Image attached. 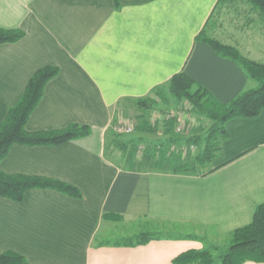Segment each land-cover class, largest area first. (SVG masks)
Listing matches in <instances>:
<instances>
[{
	"label": "crops",
	"instance_id": "crops-1",
	"mask_svg": "<svg viewBox=\"0 0 264 264\" xmlns=\"http://www.w3.org/2000/svg\"><path fill=\"white\" fill-rule=\"evenodd\" d=\"M218 1L119 0L116 8L113 0H0V28L23 32L17 42L0 44V123L32 76L52 67L57 75L45 84L26 131L90 129L86 137L56 146L14 144L0 161L5 175L52 179L79 193L74 198L33 189L20 202L0 197V254H18L29 264H172L204 244L224 248L232 232L252 222L264 204V109L225 124L226 138L205 175L165 165L151 170L120 157L128 162L123 165L112 158L118 150L106 144L117 123L132 124L142 113L137 101L175 75H187L225 105L257 88L238 63L195 41L204 31L264 64V39L240 45L213 37L224 10ZM115 217L188 231L158 232L136 247L102 242Z\"/></svg>",
	"mask_w": 264,
	"mask_h": 264
},
{
	"label": "trees",
	"instance_id": "trees-1",
	"mask_svg": "<svg viewBox=\"0 0 264 264\" xmlns=\"http://www.w3.org/2000/svg\"><path fill=\"white\" fill-rule=\"evenodd\" d=\"M113 2L117 8L119 0H113ZM218 4L220 9L231 6L238 11L239 5H246L245 9L248 10L245 11L246 18L250 13L255 15L259 19L260 27L264 30V0H219ZM22 37L23 32L20 30L0 28V44L14 43ZM195 41L208 43L218 55L238 63L247 77L257 83V88L244 91L225 105L216 101L205 89L181 73L173 76L164 87L155 89L151 93V97L138 100L137 106L145 113L156 105L155 100L172 103L179 110H182L185 103L191 107L188 114L193 115L197 121L210 122L205 135L184 137L173 133L176 120H168L165 123V133L168 136L166 141L145 148V151L149 148L151 153L148 155L149 151L146 152L145 160L149 162L154 159L155 166H159L160 162H165L162 165L176 173H198L197 169H201V175H205L211 172V169L203 171L212 164L220 151L222 141L226 138L225 124L234 118L257 117L264 109V64L245 59L235 48L221 44L204 31L196 37ZM57 72V69L52 67L38 70L28 82L19 101L8 110L0 123V161L14 144L29 147L56 146L89 135L88 127L78 125H69L58 131L33 133L26 131L27 119L39 103L45 84L55 77ZM135 132L154 135L157 132V126L150 125L143 120L135 127ZM142 141V138H139L138 141H135L136 143L130 141L127 144L129 147L122 143L119 147L124 154L126 153L124 156L132 159L135 156L134 153L138 152V144ZM180 144L193 145L199 151L192 154L195 155L192 160L185 162L184 158L191 154L182 158L181 155L169 153L171 146ZM33 189H49L69 197L79 198V193L75 188L60 181L38 177L10 176L0 172V197L20 202L25 192ZM115 218L116 220L120 219L119 217ZM157 237L152 233H140L121 244L126 247H136L147 244ZM245 262L264 263V204L256 208L249 225L231 233L230 241L226 247L220 248L204 244L201 250H189L181 253L173 260L172 264H244ZM0 264L29 263L18 254L5 252L0 254Z\"/></svg>",
	"mask_w": 264,
	"mask_h": 264
},
{
	"label": "rangeland",
	"instance_id": "rangeland-1",
	"mask_svg": "<svg viewBox=\"0 0 264 264\" xmlns=\"http://www.w3.org/2000/svg\"><path fill=\"white\" fill-rule=\"evenodd\" d=\"M222 12H220L218 18L219 20L215 23L217 25H214L213 37H217L221 41L228 42L229 38H231V41H236L238 44L243 45L244 40L243 39H255L257 40L258 44L260 45L261 42H263L264 39V30L260 27L261 24L259 22V19L256 18L255 15L251 14L249 17L246 18V16L239 17L238 15L240 12L236 10L233 7H226L223 8ZM239 10H242V5L238 6ZM215 17V16H214ZM246 18V19H245ZM241 25V29H240ZM246 30V31H244ZM211 31V30H210ZM232 43V42H231ZM242 51H244L242 49ZM262 63H264L263 59L261 60ZM156 101V105L150 109L149 111L143 113V111L140 109L139 116L132 118L131 120L132 124H129L132 128V131L130 133H117L114 131L112 134L107 138V146H112L118 151H113L112 158L115 159V161H119L121 164H125V162L122 161L123 158L126 160L128 159L129 162L133 163H141V166L151 168L154 166V159L149 161L148 165L144 163L145 160V148L143 146L145 145H152L154 143L162 142V140H165L168 138V136L165 133V123L168 121V118L171 116H175V112L177 111L176 107L172 103H164L158 100ZM189 111V110H188ZM148 122L150 125L157 126V132L154 135H145L143 138L142 144H138V152L134 153L135 156L128 157L124 156L125 154L121 151V148L119 147L122 144H129L130 141H138L139 138L142 136L135 132V127L139 125L142 121ZM181 124H185L184 127L187 125L188 134L184 133L183 136H197V135H205L207 129L210 126V122L206 120L197 121L196 118L193 115L188 114L187 111L183 115H181ZM178 125V124H177ZM129 126V127H130ZM201 129V130H199ZM163 133V134H162ZM174 134L175 128H174ZM159 135H165L164 137H159ZM178 135V134H177ZM193 136V137H194ZM112 144V145H111ZM127 147H129L127 145ZM111 148V147H110ZM129 149V148H128ZM199 151V150H198ZM197 151V152H198ZM195 152V153H197ZM133 154V155H134ZM120 157H123L122 159ZM152 157V156H151ZM195 155L186 156L184 158L185 162L187 160H192ZM128 163V162H126ZM143 163V164H142ZM161 164H165V162H160ZM160 164V165H161ZM136 165V164H135ZM162 168H164L163 165H161ZM169 169V168H164ZM197 172H201V169H197ZM117 224L114 226L113 230L111 231V235L102 237L100 240L102 242H108V243H123L127 239L133 238L138 233L142 232H155V236L158 235V232L160 233H167V235H170V233H177L182 232L186 233L188 230L187 228L182 231L180 227H177L176 225H169L167 223H161L154 220H144V219H129V220H116ZM154 234V233H153ZM227 244V240L224 241L223 245H220L221 247H225ZM215 255V254H214Z\"/></svg>",
	"mask_w": 264,
	"mask_h": 264
},
{
	"label": "built area",
	"instance_id": "built-area-1",
	"mask_svg": "<svg viewBox=\"0 0 264 264\" xmlns=\"http://www.w3.org/2000/svg\"><path fill=\"white\" fill-rule=\"evenodd\" d=\"M190 106H188L187 104L184 103V107L182 108V110L177 109V111L175 112V116H171L168 118V120H172L175 119L176 120V125H175V132L178 135H182L184 133L188 134V129H187V125L186 127L185 124H181V115H183L185 113V111L188 112V110H190ZM178 124V125H177ZM129 124H126L125 122H121V123H117L114 127L115 132L117 133H130L132 131L131 126L129 127ZM143 148H145L143 146ZM195 152H197V148L193 145L191 146H187V145H173L170 147L169 149V153H174L176 155H181L182 158H184L186 155H190V154H194Z\"/></svg>",
	"mask_w": 264,
	"mask_h": 264
}]
</instances>
